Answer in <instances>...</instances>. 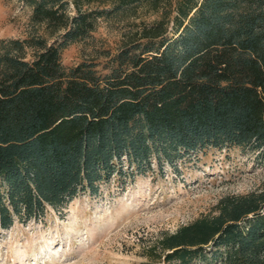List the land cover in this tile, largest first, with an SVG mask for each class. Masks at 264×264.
I'll return each mask as SVG.
<instances>
[{
  "label": "trees",
  "instance_id": "obj_1",
  "mask_svg": "<svg viewBox=\"0 0 264 264\" xmlns=\"http://www.w3.org/2000/svg\"><path fill=\"white\" fill-rule=\"evenodd\" d=\"M25 1L34 29L0 39V228L154 159L210 146L264 157V0ZM140 5L160 17L102 68L63 63L99 17ZM215 208L163 230L146 263L264 264V187Z\"/></svg>",
  "mask_w": 264,
  "mask_h": 264
},
{
  "label": "rangeland",
  "instance_id": "obj_2",
  "mask_svg": "<svg viewBox=\"0 0 264 264\" xmlns=\"http://www.w3.org/2000/svg\"><path fill=\"white\" fill-rule=\"evenodd\" d=\"M73 11V7H71ZM25 0H0V39L27 36L35 25ZM159 11L140 5L102 16L86 37L62 50L65 65L82 60L99 67ZM249 147H206L172 164L131 170L102 181L99 190H80L60 207L15 219L0 228V264H148V247L163 230L216 212L227 193L264 187V157ZM160 264H164L160 261Z\"/></svg>",
  "mask_w": 264,
  "mask_h": 264
}]
</instances>
